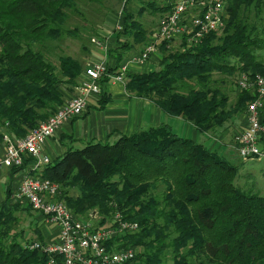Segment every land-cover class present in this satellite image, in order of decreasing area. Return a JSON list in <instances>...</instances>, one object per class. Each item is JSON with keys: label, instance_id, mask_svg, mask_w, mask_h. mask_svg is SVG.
<instances>
[{"label": "trees", "instance_id": "16d2710c", "mask_svg": "<svg viewBox=\"0 0 264 264\" xmlns=\"http://www.w3.org/2000/svg\"><path fill=\"white\" fill-rule=\"evenodd\" d=\"M251 1H228L226 33L219 42H214V31L200 44L166 55L158 70L129 71L127 90L151 97L164 112L193 121L201 131L213 130L232 112L244 111L254 98L252 91L241 92L237 106L227 110L225 93L206 88L186 94L179 85L187 78L206 85L213 70L235 69L231 58L238 59L241 69H253L251 75L264 71L255 52L264 48V37L243 22V7ZM127 3L117 35L123 50L146 42L151 32L127 10ZM67 6H73V0H0V146L5 133L24 136L50 117L66 100L64 86L79 83V60L61 55L56 64L40 48L61 33ZM154 9L167 11L169 6ZM122 33L133 36V43L121 38ZM123 57L119 53V64H109L111 72ZM101 83L99 109L109 101L104 90L109 79ZM31 162L26 158L22 166L10 169L11 174ZM237 173V165L226 156L178 134L165 122L121 134L114 141L69 146L39 171L61 184V197L74 212L98 207L108 216L120 209L125 218L139 222L138 231L117 238L120 247L146 248L137 252L139 261L163 264L165 248L174 246L173 264H264V196L237 185ZM14 189L9 180L0 202V264H47L48 253L30 248L10 232L20 209L11 201ZM43 234L40 231L41 241L46 239Z\"/></svg>", "mask_w": 264, "mask_h": 264}, {"label": "built area", "instance_id": "2783aa9c", "mask_svg": "<svg viewBox=\"0 0 264 264\" xmlns=\"http://www.w3.org/2000/svg\"><path fill=\"white\" fill-rule=\"evenodd\" d=\"M228 0H171L169 9L160 17L159 23L148 36L141 51L123 62L111 72L106 60H95L87 64L84 77L75 86L74 95L63 102L46 120L41 121L24 136L5 133L4 151L0 152V172L19 167L26 158L32 162L12 198L29 204L40 213L46 225H55L57 232L44 241L35 239L29 246L48 253L47 264H148L136 258V247H120L117 238L139 230L140 224L125 218L120 209L112 212L106 222L100 220L98 208L86 216L74 212L61 197L59 182L39 174L52 162L45 153L47 139L69 120L82 116L89 106L93 94H101L102 80L124 82L132 66L144 64L159 51L163 43L185 40L190 45L211 32L223 30L228 18ZM241 90H249L254 98L246 109V124L235 137L238 155L245 160L264 158V74L244 73L239 77ZM55 236V237H54ZM55 238V239H53Z\"/></svg>", "mask_w": 264, "mask_h": 264}, {"label": "rangeland", "instance_id": "374dc122", "mask_svg": "<svg viewBox=\"0 0 264 264\" xmlns=\"http://www.w3.org/2000/svg\"><path fill=\"white\" fill-rule=\"evenodd\" d=\"M169 1L171 0H128L127 3V0H73V6L65 7L68 16L63 24L61 33L56 38L46 41L40 48L45 55L56 64L59 63V56L61 55H70L79 60L83 65V72L78 79L80 82L84 69L89 62L106 60L111 65L115 64L114 58L116 56L114 55V49L112 47L115 46V37L124 26L126 13L123 12V7L126 3L127 10L132 12L135 18L139 20L149 32L157 26L160 17L165 12L161 9H154V7L168 5ZM243 13V22L247 24V29L257 28L256 32L264 37V0L260 2L253 0L244 5ZM225 33L226 27L223 30L217 31L215 33L216 37L214 42H219V38ZM121 38H127L126 40L133 43L134 37H126V35L122 33ZM203 39L204 38L190 45H188L185 40H175L169 42V46H167L166 43L165 49L161 48L162 44L158 51L161 57L157 66L160 67L155 70L164 66V58L166 55L169 56V54L185 51L191 46L200 44ZM147 41L148 40H146V42ZM146 42L135 43L134 48L141 50ZM255 52L259 55V60L264 63V48L258 49ZM231 63L234 65L235 69L226 68L223 70H213L209 75V79L206 81V85L204 84L205 81L198 78H187L180 82L179 90L188 94L191 90L206 88L217 89L228 95L226 109L232 110L238 101L240 93L244 91L239 88V77L244 73H251L253 69H241V63L239 64L236 58H231ZM139 72H142V70ZM254 72L257 74L263 73L264 71L261 68ZM127 81L128 77L126 75L123 83L124 87H126ZM64 87H67L65 90L74 91V93L76 91V88L70 85ZM109 87L110 86L107 87L108 90ZM154 97H156V95H154ZM235 106H237V104ZM91 108L92 110H99L97 106H92ZM246 109L247 105L244 111L237 110V113L232 112V114H230L231 117H227L223 124H219L215 129L205 132L209 139L224 143L228 146V150L232 152L231 154L226 153L224 156L238 167V173L235 178L236 184L246 190L257 192L264 196V158L251 160L242 159L238 155L235 146V137L246 122ZM68 142L69 144L71 143V141ZM54 159H52V162ZM70 191L74 195H78L79 193L77 188H72ZM11 201L19 203L20 209L16 211L17 220L13 223L10 232L11 234H16L17 238L23 244L30 246L35 239L39 238L40 231L50 237L57 232L56 226L44 224L40 213L34 211L29 204L22 203L12 197ZM28 206H30L31 209H28ZM92 209L94 208H90L84 214H79L86 216ZM100 213L101 221H103L104 218H106V220L110 219L112 215L111 213L107 216L101 211ZM136 250L140 252L146 250V248L144 246H137ZM175 253L174 246L165 248L163 264H173Z\"/></svg>", "mask_w": 264, "mask_h": 264}, {"label": "crops", "instance_id": "0c3cea01", "mask_svg": "<svg viewBox=\"0 0 264 264\" xmlns=\"http://www.w3.org/2000/svg\"><path fill=\"white\" fill-rule=\"evenodd\" d=\"M118 35V34H117ZM118 36L115 37V46H113L115 64L118 62V54L124 55L120 61L126 62L131 60L132 56L137 55L141 50L131 48L123 50L119 48ZM160 53L154 54L148 61L141 65L131 67L130 72H148L159 68L158 61ZM109 64V63H108ZM84 73L82 75V79ZM124 82H109L105 85L104 90L108 92L109 101L105 107L99 110H92V106H98L101 94H93L90 97L87 111L79 117L69 120L57 131L54 136L47 139L44 145V151L51 159L64 154L69 146L81 147L89 140H111L114 141L121 134H131L139 129L149 125H159L169 123L174 130L183 136L190 137L195 141L205 143L209 148L217 150L220 154H231L228 146L219 143L217 140L209 139L205 131H201L193 121H188L182 116H173L164 112L151 97L136 95L134 92L124 87ZM109 87V90L107 87ZM74 95V91L66 90L65 98ZM246 118V117H245ZM246 121V119H245ZM246 124V122H245ZM244 124V125H245ZM244 127V126H243ZM68 141H71L69 144ZM5 146L2 143L0 152L4 151ZM28 171L25 167L21 171L11 174L7 169L0 172V202L5 198V189L7 182L11 180L12 187H17L23 175ZM55 237V236H54ZM46 236V239H50ZM55 239V238H53Z\"/></svg>", "mask_w": 264, "mask_h": 264}]
</instances>
